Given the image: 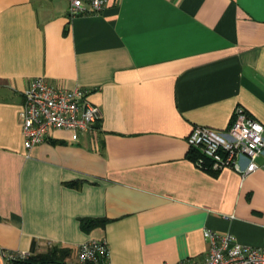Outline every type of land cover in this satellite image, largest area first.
<instances>
[{
    "label": "crops",
    "instance_id": "crops-1",
    "mask_svg": "<svg viewBox=\"0 0 264 264\" xmlns=\"http://www.w3.org/2000/svg\"><path fill=\"white\" fill-rule=\"evenodd\" d=\"M68 8L0 0V264L34 243L79 264L90 241L106 243L107 264L203 262L207 229L264 245V170H203L186 141L195 125L225 131L237 106L264 127V0ZM38 76L88 90L95 131L54 130L25 150L19 112ZM82 218L106 222L84 231Z\"/></svg>",
    "mask_w": 264,
    "mask_h": 264
},
{
    "label": "built area",
    "instance_id": "built-area-1",
    "mask_svg": "<svg viewBox=\"0 0 264 264\" xmlns=\"http://www.w3.org/2000/svg\"><path fill=\"white\" fill-rule=\"evenodd\" d=\"M107 1L69 0L68 15L98 13ZM88 94L89 91L79 85L54 86L43 76L35 77L23 93L24 103L19 112L25 150L44 142L54 130L69 133L73 142H77L81 134L95 131L101 111L89 101ZM186 141L190 150L198 153L195 165L203 170L216 172L230 168L241 176L264 170V127L241 106L234 109L225 131L195 125ZM258 158H262L261 163L257 162ZM204 238L208 243V255L203 262L161 264H264V245L244 246L229 233L209 229L204 231ZM26 256L28 253L2 251V258L8 262ZM107 256L104 241H90L76 250L79 264H107Z\"/></svg>",
    "mask_w": 264,
    "mask_h": 264
},
{
    "label": "trees",
    "instance_id": "trees-1",
    "mask_svg": "<svg viewBox=\"0 0 264 264\" xmlns=\"http://www.w3.org/2000/svg\"><path fill=\"white\" fill-rule=\"evenodd\" d=\"M99 126V123L96 125ZM77 182L69 183L68 186L77 187ZM106 220L102 219H79L80 227L84 231H88L95 227H100L105 224ZM72 256V250L63 246H53L45 251L37 252L36 244L28 252V256L17 258L12 261L13 264H67V260ZM90 264V263H87Z\"/></svg>",
    "mask_w": 264,
    "mask_h": 264
}]
</instances>
